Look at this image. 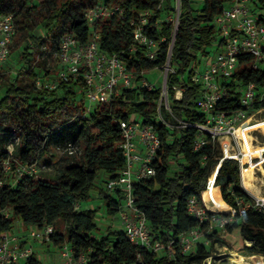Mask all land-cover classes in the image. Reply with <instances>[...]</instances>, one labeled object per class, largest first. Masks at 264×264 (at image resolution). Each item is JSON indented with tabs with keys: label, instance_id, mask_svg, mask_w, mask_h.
<instances>
[{
	"label": "trees",
	"instance_id": "trees-1",
	"mask_svg": "<svg viewBox=\"0 0 264 264\" xmlns=\"http://www.w3.org/2000/svg\"><path fill=\"white\" fill-rule=\"evenodd\" d=\"M198 1L201 7H197ZM231 1L178 0L176 8L174 0H109L124 8L126 18H104L97 23L100 48L126 63L134 75V85L122 89L115 101L99 105L86 118H80L77 114L84 109V104L77 88L79 80L62 81L54 89L38 87L37 78L55 79L58 63L53 58L55 63L49 69H43L45 74L39 75L32 62L36 47L44 41L42 33L51 34V56L59 36L65 31L84 42L89 28L83 12L97 0H0V12L13 15L14 38L21 46L16 55L19 69L5 79V91L0 96V121L20 132L23 145L11 154L6 151L0 155V241L17 220L36 228L51 225L53 232L49 240L52 244L68 243L74 257H86V264H200L211 255L206 244L225 243L218 235L222 230L208 231L207 224L199 222L187 210L188 199L194 196L201 202V194L203 196L208 189L207 178L221 157L219 141L206 133L200 134L194 127L171 128L156 122L159 89L147 91L138 82L142 72L159 68L166 62L172 23L165 18L178 12L169 57V65L175 71L167 76V93L175 116L203 122L204 116L197 105L200 87L190 80L187 68L199 54L214 50L212 45L217 33L213 19ZM252 1L257 7L264 5V0ZM143 10H153L160 19L156 24L153 22L148 33L153 38L165 37L153 60L148 59L144 48L132 39L130 19ZM251 60L249 54H239V67L230 83L239 79L244 83L264 84V70L251 68ZM7 62L2 65L0 78ZM21 75L28 76L29 81L23 83L19 79ZM173 85L183 88L180 99L174 98ZM238 95L237 90L230 92L217 107L225 111L240 108ZM161 112L172 122L163 108ZM133 115L153 124L161 141L151 162L154 175L132 184L135 205L146 218L153 240H158L164 247L159 251L135 245L122 229L108 226L100 233L96 223L99 208L78 209L76 206L91 199V192L96 191L106 214L118 216L123 204V190L107 189L105 184L109 179L119 178L125 167L117 121L128 120ZM199 134L205 144L194 149ZM11 140L10 133L0 136V149ZM65 142L78 145L80 152L67 156L74 158L73 162L59 167L55 179L19 175V166L37 163L49 144L58 146ZM246 167L245 164L242 169ZM242 169L240 173L236 159L220 161L214 187L220 190L221 198L231 210H235L223 230L226 233L237 231L238 250L264 255V209L253 205L242 207L238 202L252 201L247 190L240 187ZM14 170L16 175L11 180ZM218 214L228 217L224 212ZM195 227L202 230L203 242L199 240L191 252H181L180 234ZM25 262L38 264L33 255Z\"/></svg>",
	"mask_w": 264,
	"mask_h": 264
},
{
	"label": "built area",
	"instance_id": "built-area-1",
	"mask_svg": "<svg viewBox=\"0 0 264 264\" xmlns=\"http://www.w3.org/2000/svg\"><path fill=\"white\" fill-rule=\"evenodd\" d=\"M177 7L178 0H176ZM110 17L125 19L124 8L109 0H97L85 9L83 19L89 28L87 39L81 42L75 34L69 31L63 32L57 40L56 49L52 52V57L58 63L55 79L37 78L35 80L38 87L46 89H54L62 81L79 80L77 88L84 104V109L77 114L80 118H86L92 112L93 103L108 105L117 99L122 89H128L134 85V75L126 63L118 56L106 53L100 48V32L97 29V23ZM262 19H264V5L257 7L252 0H232L214 17L213 24L217 33V39L212 45L214 50L209 49L207 53L199 54L197 60L187 68L190 80L200 87L197 105L204 116L203 122L188 121L175 116L167 93V76L175 71L169 65V57L178 24V12L165 18L167 22L172 23V34L166 62L156 68L161 72L162 86L157 87L146 79L147 71L142 72L143 76L138 82L147 91L159 89L156 122L171 128L194 127L200 134L206 133L212 139L219 141L221 157L211 172V174L215 172L214 179L210 181L211 174L207 178L206 189L209 185L215 184L220 161L224 158L236 159L241 173L242 166L245 165L241 160L243 155L241 147L245 142L242 136L244 131L252 137L250 141L253 144L264 142V139H258V134L264 135V126L261 125L264 123V105H262L264 104V84L244 83L239 79H235L234 84L230 83L234 72L239 67L241 53L252 57L249 64L251 68L264 70V21ZM158 21L160 19L156 17L153 10L137 11L136 15L130 19L133 42L144 48V54L150 60L156 57L160 42L165 40L164 36L153 38L148 33L150 26ZM14 35L13 15L0 12V74L2 65L9 57V47ZM172 88L174 98L180 99L183 88L179 85H173ZM235 90L239 92L240 108L228 111L219 109L218 104ZM162 108L169 114L172 122L167 121L163 116ZM117 124L121 130L119 146L125 159V167L119 178L109 179L106 182V188L123 190V204L118 212V218L127 238L137 246L155 251L162 250L163 245L158 240H153L147 220L135 205L132 192V184L135 180L154 175L155 170L151 162L160 148V138L153 124L145 123L139 115H133L128 120L120 119ZM200 134L194 142V149H199L205 144ZM57 149L66 156H75L80 152L79 146L72 142L59 144ZM8 152L11 154V150ZM252 159L256 160V158ZM4 163L8 168L9 162ZM17 170L19 175H35L38 167L34 162L22 164ZM256 205L260 209L264 207V203L258 199ZM187 210L199 222H205L208 231L223 230L235 213L232 208L231 217L219 215L220 212L209 209L205 205L202 194L201 202L194 196L188 199ZM7 214L5 212V215ZM52 232V226L47 225L32 229L27 236L35 240H49ZM202 237L203 232L199 227L180 234L181 252H191ZM18 239L9 232L3 235L0 241V264H17L33 255L30 246L18 245ZM168 253L171 255L169 251ZM58 255L60 259L58 264H86L87 260L84 256L76 259L68 243L59 246ZM261 259H264V255L248 254L244 256L243 261L245 264H259L260 261H264Z\"/></svg>",
	"mask_w": 264,
	"mask_h": 264
},
{
	"label": "rangeland",
	"instance_id": "rangeland-1",
	"mask_svg": "<svg viewBox=\"0 0 264 264\" xmlns=\"http://www.w3.org/2000/svg\"><path fill=\"white\" fill-rule=\"evenodd\" d=\"M176 3V0H174ZM35 2V1H34ZM197 7H201V2L198 1ZM43 38V42L40 43L35 51H34V56H33V68L35 71H38L39 75L45 74V71L43 69L47 70L53 63H55L53 57L50 55V36H47L45 33L41 34ZM22 45V44H21ZM21 50L20 43H18V39L14 38L10 47H9V57H8V62H7V68L2 71L3 77L0 78V96L4 94L5 91V79L8 78L9 74L15 75V71L19 69L18 63H17V57L16 55L19 53ZM53 72V71H52ZM145 78L148 79L149 81L153 82L157 87H161L163 83V78L161 76V72L159 69H154L147 71L145 73ZM19 79L25 83L29 81V77L25 75L19 76ZM99 106V104L93 103L91 108L92 110ZM264 126V123L261 124ZM10 133L12 136L11 142L5 143V145H1L0 149V155L6 153V151H10L13 153L14 150H20L23 145H22V135L20 134L19 131L14 129L13 127H10L7 123L4 121H0V136H3V134ZM242 136L245 139V144H246V149L241 150L243 153L241 160L242 163L246 165H250V163H256L255 169H254V177H255V186L260 194L259 197H255L252 193L248 192L247 193L252 197V201L246 202L243 200H239V205L242 207H246L248 205H253L257 207L256 201L257 199L260 200L262 203H264V142L253 144L250 139L249 134L244 131L242 133ZM258 139L262 140L264 139V135L258 134ZM248 146V147H247ZM252 149V150H251ZM262 152V153H261ZM245 158V159H244ZM252 158H256V160H253ZM262 159V160H261ZM74 158H68L65 154H63L60 150L57 149V146H54L53 144H49L48 147L46 148V151L40 156V158L37 161V173L34 175L35 177H47V178H52L54 179L56 177V173L59 167L64 166L68 163L73 162ZM262 166V167H261ZM174 170V168H172ZM213 172L211 175L214 176ZM16 175V170L11 172V177ZM242 177V174H241ZM13 177L11 178V180ZM211 176H210V181H211ZM240 187L241 182H240ZM78 209H93L95 207H98L99 210L97 212L96 216V223L98 227L100 228V233L105 232L106 228L108 226H111V228H116V226L113 224L114 220L117 218L116 217H111L106 214L105 206L100 198L97 197V192L92 191L91 192V199L87 201H82L80 204L76 205ZM264 209V207H262ZM221 212H224L228 214V217H231V209H219ZM228 210V211H226ZM230 210V211H229ZM16 222V221H15ZM13 223V225L15 224ZM219 237L222 238L225 243H220V242H214L211 246H209V243L206 244V246L210 250V256L214 257H208L206 258L202 263L200 264H208L210 261V264H233L234 263V258L236 256H230L229 252L231 253H237L240 255H244V253L240 250L237 249V245L239 244V235L236 230H234L232 233H226L224 230L219 231L218 233ZM204 238L200 239V242H203ZM248 244V241H245ZM206 243V242H205ZM160 253V252H158ZM221 258V259H220ZM230 258H233L231 260ZM264 260V259H261ZM264 262V261H260ZM259 262V264H260Z\"/></svg>",
	"mask_w": 264,
	"mask_h": 264
},
{
	"label": "crops",
	"instance_id": "crops-1",
	"mask_svg": "<svg viewBox=\"0 0 264 264\" xmlns=\"http://www.w3.org/2000/svg\"><path fill=\"white\" fill-rule=\"evenodd\" d=\"M56 176H57V173H56ZM214 177H215V173H214L213 179H214ZM42 178H47V177H42ZM50 179H52V178H50ZM254 181H255V177H254L253 181H251V183H253L254 186L250 188L244 184L242 177L240 178V182H241L242 187L245 190H247L248 192L252 193L255 197H259L260 194L258 193V191L256 189ZM99 185H101V184L99 183ZM211 186L214 187V184ZM214 189L218 193V196L215 194H208V196L205 198V194H206L207 190L204 191L202 198H203L205 205L209 209L215 210L217 212H221L219 209H231V207L228 204H226L223 201V199L221 198V194L219 193L220 190L218 191L215 187H214ZM226 211H228V210H226ZM113 224L116 226L117 229H121V225H120V221H119L118 216L114 220ZM34 228H36V227L24 225V224H22L21 221L17 220L15 222V224L12 226V229L9 231V234L17 236L19 238L17 240V243L20 247L30 246L33 250V257H35L38 260V263L50 262L52 264H58L60 262L59 255H58L59 246L53 245L50 240H35V239L28 238V236H27L28 232ZM248 254L249 253H244V255H240L237 253L229 252L230 256H236V257L242 256L243 258H244V256H246ZM230 259L233 260V258H230ZM242 261H243V259H242ZM17 264H26V262L21 261V262H18Z\"/></svg>",
	"mask_w": 264,
	"mask_h": 264
},
{
	"label": "bare ground",
	"instance_id": "bare-ground-1",
	"mask_svg": "<svg viewBox=\"0 0 264 264\" xmlns=\"http://www.w3.org/2000/svg\"><path fill=\"white\" fill-rule=\"evenodd\" d=\"M248 147V146H247ZM246 149V144L243 143L242 144V147H241V150H245ZM252 150V149H251ZM262 153V152H261ZM264 158V157H262ZM245 159V158H244ZM262 160V159H261ZM256 163H250V165L246 168H244L242 170V180L244 182V184L247 186V187H253L254 184L251 183V181H253L254 179V167H255ZM262 167V166H261ZM211 179H213V175H211ZM208 194H215L218 196V193L215 191L214 187L213 186H209V188L207 189V192L205 194V198L208 196ZM210 199V198H209ZM219 201V200H218ZM260 201V200H259ZM213 203V202H212ZM243 257L242 256H237L235 257V261L233 264H245L244 261H242Z\"/></svg>",
	"mask_w": 264,
	"mask_h": 264
}]
</instances>
